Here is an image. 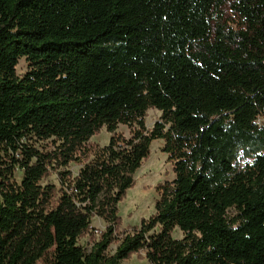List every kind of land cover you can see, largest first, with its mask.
Masks as SVG:
<instances>
[{
  "label": "trees",
  "instance_id": "obj_1",
  "mask_svg": "<svg viewBox=\"0 0 264 264\" xmlns=\"http://www.w3.org/2000/svg\"><path fill=\"white\" fill-rule=\"evenodd\" d=\"M260 117L264 0H0V264H264ZM103 127L109 144H90ZM157 139L176 177L118 232Z\"/></svg>",
  "mask_w": 264,
  "mask_h": 264
},
{
  "label": "rangeland",
  "instance_id": "obj_2",
  "mask_svg": "<svg viewBox=\"0 0 264 264\" xmlns=\"http://www.w3.org/2000/svg\"><path fill=\"white\" fill-rule=\"evenodd\" d=\"M226 19L229 20L230 24H235L236 17L232 15L230 10L226 13ZM29 64L30 62L26 57L20 59L17 67L20 76L26 73ZM160 116L161 111L158 109H149L146 116L147 128L152 129ZM262 121H264V117L258 119V122ZM132 130L128 125L120 124L116 133L131 137ZM113 135L114 133L108 132L106 127H103L100 133L91 138L90 144L94 146L108 145ZM164 145L165 140L163 139H157L152 142L149 157L144 160L142 166L135 174V185L127 191L126 196L119 203V215L122 220V225H120L118 232H132L134 226L140 225L143 219H148L155 214L156 203L161 196L159 186L175 179L174 164L169 160V154L164 151ZM80 167V165L74 163L70 166L74 173H77ZM22 178L23 171L17 170L15 179L21 182ZM48 183L58 184L57 174L50 175L42 182L43 185H47ZM235 214V210H229L230 216H234ZM92 226L99 232L106 229V223L98 217L93 219ZM96 232L94 234L88 233L80 239L81 245L88 251L92 249L94 244L93 237L99 238L100 236L99 232ZM173 236L175 238H183L184 234L180 229H176ZM118 245L119 241L113 242L108 250L109 254L115 253ZM145 255V252H141V255L134 253L130 258L122 261L121 264H151L146 257H141ZM37 264H51V253L48 254L46 259L40 260Z\"/></svg>",
  "mask_w": 264,
  "mask_h": 264
}]
</instances>
